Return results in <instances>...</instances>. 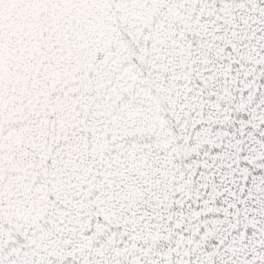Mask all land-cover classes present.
<instances>
[{"label": "snow or ice", "instance_id": "obj_1", "mask_svg": "<svg viewBox=\"0 0 264 264\" xmlns=\"http://www.w3.org/2000/svg\"><path fill=\"white\" fill-rule=\"evenodd\" d=\"M0 264H264V0H0Z\"/></svg>", "mask_w": 264, "mask_h": 264}]
</instances>
